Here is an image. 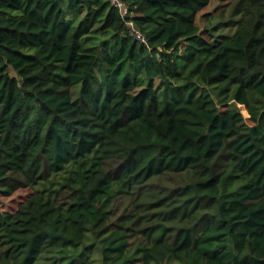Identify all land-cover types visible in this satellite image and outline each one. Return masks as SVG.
Returning a JSON list of instances; mask_svg holds the SVG:
<instances>
[{
    "label": "trees",
    "instance_id": "1",
    "mask_svg": "<svg viewBox=\"0 0 264 264\" xmlns=\"http://www.w3.org/2000/svg\"><path fill=\"white\" fill-rule=\"evenodd\" d=\"M118 1L0 0V264H264V0Z\"/></svg>",
    "mask_w": 264,
    "mask_h": 264
},
{
    "label": "rangeland",
    "instance_id": "2",
    "mask_svg": "<svg viewBox=\"0 0 264 264\" xmlns=\"http://www.w3.org/2000/svg\"><path fill=\"white\" fill-rule=\"evenodd\" d=\"M70 9H65L66 13H70ZM231 11L227 2L221 3L218 0H211L210 3L199 11L196 15V25L203 31V28H210L213 24H217L220 21H226L230 19ZM211 17V18H210ZM80 85H76L78 89ZM242 113L245 117L248 116L247 111L243 106H240ZM162 186L165 189H169L178 185V177L174 174H166L155 181L154 186ZM32 189L28 186H18L9 194H0V207L6 209H15L19 203L24 201ZM113 212L116 214V218L122 214V205L117 202L113 207ZM115 222V218L113 220Z\"/></svg>",
    "mask_w": 264,
    "mask_h": 264
},
{
    "label": "built area",
    "instance_id": "3",
    "mask_svg": "<svg viewBox=\"0 0 264 264\" xmlns=\"http://www.w3.org/2000/svg\"><path fill=\"white\" fill-rule=\"evenodd\" d=\"M113 1L115 2L116 5H118L120 12L122 14L126 12V7L121 2H119L118 0H113ZM128 24L132 26V22H128ZM132 34H134L136 38L142 39L144 41V38L141 36V34L137 30L132 29Z\"/></svg>",
    "mask_w": 264,
    "mask_h": 264
}]
</instances>
